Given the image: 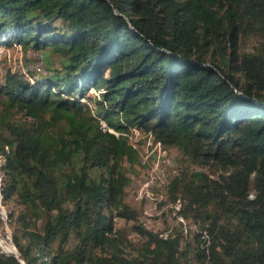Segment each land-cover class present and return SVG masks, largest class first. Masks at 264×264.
Returning <instances> with one entry per match:
<instances>
[{
    "label": "trees",
    "instance_id": "obj_1",
    "mask_svg": "<svg viewBox=\"0 0 264 264\" xmlns=\"http://www.w3.org/2000/svg\"><path fill=\"white\" fill-rule=\"evenodd\" d=\"M12 42L47 73L0 76V201L18 254L0 264H264V0H0ZM135 127L186 160L167 190L197 228L183 246L124 201Z\"/></svg>",
    "mask_w": 264,
    "mask_h": 264
},
{
    "label": "rangeland",
    "instance_id": "obj_2",
    "mask_svg": "<svg viewBox=\"0 0 264 264\" xmlns=\"http://www.w3.org/2000/svg\"><path fill=\"white\" fill-rule=\"evenodd\" d=\"M252 44L253 41L248 40L244 46L248 50ZM38 54L42 55L41 62ZM5 68L20 71L31 81L47 73L44 55L39 51L23 50L16 42H12L9 46L0 45V76ZM100 90L89 89L87 95L97 96ZM80 100L93 107L91 98L85 96ZM97 120L101 127L112 131L101 119ZM136 129L138 132H130L127 135L129 143L137 149L138 159L132 165L124 164L128 177L124 201L129 207L136 210V219L139 223L147 229L158 231L162 236L170 233L179 234L180 245L183 246L185 242L192 241L197 228L190 219L179 215L177 211L179 200L171 201L167 190L169 180L186 164V160L176 147L156 143L149 135L138 128ZM188 167L201 169L193 164H189ZM209 174L216 177V173L209 172ZM6 212V206L0 201V242L3 244L6 241L9 242V232L11 231L8 222L5 220L7 218L5 217ZM112 221L115 229L122 233L124 239L137 240V236L130 228L132 220L114 214ZM1 243L0 253L9 254L3 248L6 244Z\"/></svg>",
    "mask_w": 264,
    "mask_h": 264
},
{
    "label": "bare ground",
    "instance_id": "obj_3",
    "mask_svg": "<svg viewBox=\"0 0 264 264\" xmlns=\"http://www.w3.org/2000/svg\"><path fill=\"white\" fill-rule=\"evenodd\" d=\"M39 60H40V62H41V54L39 55ZM1 243V242H0ZM1 244H3V243H1ZM4 244H6V245H4ZM4 247L3 248H5V250L4 251H6V252H10V253H14L15 252V249L12 247V245H11V243H10V241L9 242H4Z\"/></svg>",
    "mask_w": 264,
    "mask_h": 264
},
{
    "label": "water",
    "instance_id": "obj_4",
    "mask_svg": "<svg viewBox=\"0 0 264 264\" xmlns=\"http://www.w3.org/2000/svg\"><path fill=\"white\" fill-rule=\"evenodd\" d=\"M5 217H7V215H5ZM5 220H6V222H7V218H6ZM9 241H10L12 247H13V244H12V241H11V234H10V232H9ZM13 248H14V247H13ZM9 254H12V255H14V256H16V257H17V255H18L16 251H15L14 253H10V252H9Z\"/></svg>",
    "mask_w": 264,
    "mask_h": 264
},
{
    "label": "built area",
    "instance_id": "obj_5",
    "mask_svg": "<svg viewBox=\"0 0 264 264\" xmlns=\"http://www.w3.org/2000/svg\"><path fill=\"white\" fill-rule=\"evenodd\" d=\"M35 52H37V51H35ZM35 54H37V53H35ZM39 55V54H38ZM36 59H37V57H36ZM34 60H35V56H34Z\"/></svg>",
    "mask_w": 264,
    "mask_h": 264
}]
</instances>
